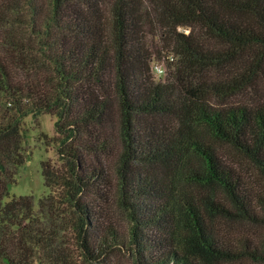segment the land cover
<instances>
[{"label": "trees", "instance_id": "obj_1", "mask_svg": "<svg viewBox=\"0 0 264 264\" xmlns=\"http://www.w3.org/2000/svg\"><path fill=\"white\" fill-rule=\"evenodd\" d=\"M0 14V264H69L63 251H51V234L37 226L30 200L2 202L13 168L22 162L21 120L41 110L56 115L54 127L62 136L56 152L69 170L54 175L52 183L48 170L41 171L67 207L59 211L60 230L75 231L87 261L104 246L122 247L112 232H100L83 201L85 193L102 197L111 185L101 165L83 157V151L109 149V91L119 112L118 191L132 220L135 263L204 264L201 255L264 264V236L255 243L218 234L208 227L202 205L136 168L169 164L180 171L194 154L202 166L187 178L218 184L232 205L210 199L205 211L264 225V192L224 163L197 129L204 125L234 145L264 176V0H0ZM151 36L162 47L149 46ZM164 51L177 55L188 84L198 74L209 85H183L181 91L155 83L150 60ZM38 66L48 69L36 74ZM253 82L263 88L257 104L212 99L232 97ZM162 114L173 116L175 126L159 128L143 118ZM69 213L76 216L70 224L64 221ZM148 226L160 232H142ZM46 250L52 256L45 260Z\"/></svg>", "mask_w": 264, "mask_h": 264}, {"label": "rangeland", "instance_id": "obj_2", "mask_svg": "<svg viewBox=\"0 0 264 264\" xmlns=\"http://www.w3.org/2000/svg\"><path fill=\"white\" fill-rule=\"evenodd\" d=\"M3 14H0V16ZM178 30L187 31V27L178 26ZM25 37L24 35L21 37ZM20 38V39H21ZM149 46L159 47L162 45L161 41L155 36L148 39ZM162 47V46H161ZM164 54L156 57L152 55L150 60V77L156 83H165L171 86H179V89L184 90V86L189 87L194 84H202V80L198 74H194L190 79L189 84L185 81L182 67L178 65L176 54L172 51H164ZM22 57V55H21ZM156 64L161 65V71L154 68ZM45 66H38L36 74L42 73ZM223 73L217 72V77H221ZM214 77L212 76L213 80ZM222 79V77H221ZM207 80V79H206ZM203 86L209 85L207 83ZM203 88V87H201ZM263 91L259 82H253L251 86H247L242 92H238L232 97H223L218 94L212 97L215 102L222 103H246L257 104L262 101L260 93ZM109 101L113 109V121L111 131L108 133L109 149L84 152V161L87 164L101 165L106 171L111 185L108 190L103 191L102 197L85 193L83 201L88 205L90 212L98 220V227L101 233L105 231L112 232L116 241L123 243L122 247H108L101 248L99 254L93 260L87 261L82 256L81 248L78 246L75 231L69 229L60 230L59 220L60 209H66L65 205H61V199L56 195L55 186L45 184L41 174L42 169H47L50 177L48 182L54 175L67 176L68 166L67 162L63 161L56 152V144L60 134L55 130L54 121L57 119L52 111L41 110L38 113H28L21 120V136H20V155L22 162L13 168L11 173V180L5 187L6 196L3 197L2 202L8 201L10 198L23 197L30 200L31 211L39 217L40 223L37 226L42 227L43 231L51 234L50 248L52 252H62L69 264H136V254L131 245L129 238V228L132 220L119 200V159L121 155L120 148V133H119V117L118 109L116 107L117 100L115 93L109 91ZM146 121L153 122V125L159 128L171 129L175 126L176 121L170 114H162L158 116L143 117ZM198 133L203 137L204 142L210 144L215 148V151L220 156L221 160L234 167L239 172L244 181L252 186V189L258 192H264V176L261 171L254 165L252 159L240 152L234 145L221 140L204 127V125L197 126ZM202 162L200 157L194 154L188 155L186 166H182L180 171L174 169L169 164H140L136 168L144 175L150 174L151 177L159 179L169 186L171 192L176 195H183L188 201L193 200L195 203L202 205L205 213V220L210 227L218 234H221L230 239L245 240V238L252 239L253 242L258 243L264 236V225L253 223L252 221L236 218L235 216H224L215 212L213 209L205 211L204 203L210 199H216L221 203H225L232 207L230 201L227 199L225 192L215 183H203V181H195L188 179L187 176L191 174L192 169H200ZM195 167V168H194ZM177 170V171H176ZM40 202L41 205H40ZM39 205L42 212L39 211ZM68 222H74L76 216L73 213L65 215ZM70 222V223H69ZM43 223V226L41 224ZM142 232L154 234L160 232L155 227H145ZM138 234V233H137ZM261 248V245H255ZM33 251V250H32ZM51 251H45L43 257L45 260L51 255ZM41 254V253H40ZM204 264H261L251 258H241L232 260L217 261L204 256L198 257ZM47 262V261H46Z\"/></svg>", "mask_w": 264, "mask_h": 264}, {"label": "built area", "instance_id": "obj_3", "mask_svg": "<svg viewBox=\"0 0 264 264\" xmlns=\"http://www.w3.org/2000/svg\"><path fill=\"white\" fill-rule=\"evenodd\" d=\"M154 68H155L156 70H158V71H161V70H162L160 64H156V65L154 66Z\"/></svg>", "mask_w": 264, "mask_h": 264}]
</instances>
